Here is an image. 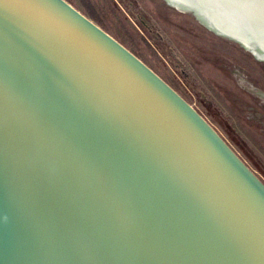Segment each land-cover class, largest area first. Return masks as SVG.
<instances>
[{"label": "water", "instance_id": "obj_1", "mask_svg": "<svg viewBox=\"0 0 264 264\" xmlns=\"http://www.w3.org/2000/svg\"><path fill=\"white\" fill-rule=\"evenodd\" d=\"M264 62V0H163ZM0 264H264V182L66 0H0Z\"/></svg>", "mask_w": 264, "mask_h": 264}, {"label": "rangeland", "instance_id": "obj_2", "mask_svg": "<svg viewBox=\"0 0 264 264\" xmlns=\"http://www.w3.org/2000/svg\"><path fill=\"white\" fill-rule=\"evenodd\" d=\"M188 102L264 182V62L163 0H66Z\"/></svg>", "mask_w": 264, "mask_h": 264}, {"label": "bare ground", "instance_id": "obj_3", "mask_svg": "<svg viewBox=\"0 0 264 264\" xmlns=\"http://www.w3.org/2000/svg\"><path fill=\"white\" fill-rule=\"evenodd\" d=\"M173 1H176V0H173Z\"/></svg>", "mask_w": 264, "mask_h": 264}]
</instances>
